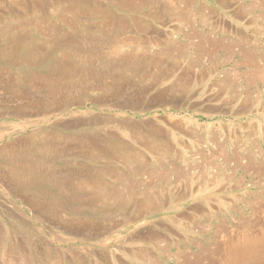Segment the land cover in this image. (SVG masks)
<instances>
[{
    "label": "rangeland",
    "instance_id": "obj_1",
    "mask_svg": "<svg viewBox=\"0 0 264 264\" xmlns=\"http://www.w3.org/2000/svg\"><path fill=\"white\" fill-rule=\"evenodd\" d=\"M263 1L0 0V264H153L128 251L175 264L216 224L250 216L264 176L237 170L241 186L219 191L200 158L217 169L237 150L264 165V78L250 91L219 83L252 72L240 52L264 66ZM200 41L224 50L197 62ZM173 166L202 181L132 170ZM113 187L122 205L98 195ZM153 234L159 248L144 243Z\"/></svg>",
    "mask_w": 264,
    "mask_h": 264
},
{
    "label": "bare ground",
    "instance_id": "obj_2",
    "mask_svg": "<svg viewBox=\"0 0 264 264\" xmlns=\"http://www.w3.org/2000/svg\"><path fill=\"white\" fill-rule=\"evenodd\" d=\"M225 1V0H224ZM236 1V0H235ZM194 2V0H193ZM142 3V2H141ZM192 4V3H191ZM264 4V1L262 2V5ZM125 5V4H124ZM72 6V5H71ZM77 7V6H76ZM222 7V5H221ZM224 8V7H223ZM65 9V8H64ZM79 11V10H78ZM80 11H82L80 9ZM84 11V10H83ZM76 12V10H75ZM175 12V11H174ZM84 15H86L85 11L82 12ZM236 13V12H235ZM242 13V12H241ZM80 14V13H79ZM81 15V14H80ZM79 15V16H80ZM185 15V14H184ZM206 15V14H205ZM233 15V14H232ZM241 15V14H239ZM110 16V15H109ZM237 16V15H235ZM240 17V16H239ZM186 18V17H185ZM188 18V17H187ZM192 18V17H191ZM245 18V17H244ZM243 18V19H244ZM208 19V18H207ZM210 19V18H209ZM112 20V19H111ZM62 21V19H61ZM66 21V20H65ZM64 19L62 22H64ZM72 23V22H71ZM111 23V22H110ZM217 23V21H216ZM69 23L66 22V25ZM220 24V23H219ZM224 24V23H223ZM25 25V24H24ZM109 25V24H108ZM218 25V24H217ZM216 25V26H217ZM221 25V24H220ZM70 26V25H69ZM16 29V28H15ZM59 29V28H58ZM222 29V28H221ZM194 31V30H192ZM223 31V30H222ZM194 33V32H193ZM189 37V36H188ZM198 37V36H197ZM207 37V36H206ZM190 38V37H189ZM193 38V37H192ZM199 38V37H198ZM201 38H203L201 36ZM205 39V37H204ZM210 39V38H209ZM197 40V39H196ZM204 41V40H202ZM218 41V40H217ZM158 42V41H157ZM208 42V41H207ZM207 42H199L198 44H194V48L197 50L199 53L198 56V61L200 62L203 56H208L211 52L214 51H219V50H224V47L222 46L219 42L215 45H208ZM210 42V41H209ZM222 42V40H221ZM226 44V43H225ZM208 45V46H207ZM230 45V44H229ZM228 46V45H227ZM192 48V47H191ZM193 49V48H192ZM230 49V48H229ZM231 50V49H230ZM241 50V49H240ZM243 50V49H242ZM232 51V50H231ZM219 53V52H218ZM228 53V52H227ZM173 54V53H172ZM229 54V53H228ZM240 55L243 58L244 63L252 68V72L249 74H243V73H233L229 74L226 77H224L219 83L222 82V88L227 89L228 87H231L238 83V81H245V90H252V86L255 84V81L258 79H263L264 78V66H262L260 63L257 62L256 57L253 55V53H244L240 52ZM123 57V56H121ZM129 59L130 57H126L125 59ZM123 60V59H122ZM131 60V59H130ZM194 66V65H193ZM171 71V70H170ZM213 71V70H212ZM209 73V72H208ZM206 72V74H208ZM172 73H169L171 75ZM189 74V73H188ZM211 75V71H210ZM191 76V74H190ZM166 77V76H165ZM170 77V76H167ZM189 77V76H188ZM180 81V80H179ZM177 83V82H175ZM244 83V82H243ZM236 90V89H235ZM244 90V89H243ZM234 90H232L233 92ZM242 92V91H241ZM226 94V93H224ZM256 95H258L256 93ZM246 97V96H245ZM255 96H252L251 100L252 103H257L258 105L260 104V101L258 100V96L254 98ZM177 105V104H176ZM174 105V107H176ZM260 107V105H259ZM262 108V111H264V102L261 104L260 109ZM190 125V124H189ZM193 126V125H192ZM197 127L201 128L200 125ZM178 130L182 131L180 128ZM158 131V130H157ZM156 132V131H155ZM150 135V134H149ZM160 136V135H159ZM140 137V136H139ZM142 137V136H141ZM144 137V135H143ZM148 137V136H147ZM152 137H156V134L154 132L151 133V135L147 138L150 139ZM47 138V137H46ZM159 138V137H158ZM143 139V138H142ZM145 139V137H144ZM155 139V138H154ZM57 140V139H56ZM116 142V141H115ZM141 142V141H140ZM153 142V141H152ZM117 143V142H116ZM149 143V141L147 142ZM114 144V143H112ZM120 145L121 149L123 150V159L125 163L128 164L129 161L132 160L131 155L129 154L130 148L126 145H123V143L120 141L118 142ZM117 144V145H118ZM177 144L180 145L181 147H185L181 141H177ZM235 144V142H234ZM140 145V144H139ZM150 145V144H149ZM165 146V145H163ZM170 146V145H169ZM119 147V146H118ZM173 148V147H172ZM148 149V148H147ZM171 149V148H170ZM119 150V149H118ZM161 150V149H160ZM156 154V153H154ZM164 153H162L163 155ZM168 154V153H167ZM171 154V153H170ZM161 155V156H162ZM172 156V155H171ZM215 157V156H214ZM136 158V157H135ZM159 158V157H158ZM176 158V157H175ZM202 160V163L205 164V169H209L207 172L208 175V180L210 181V185H220L219 191H222L223 188L226 185H229L231 182H235L234 188H238L241 186V181H237L236 179V173L237 170H242L245 174L247 175H253L257 174L259 176H264V165L260 166H255L254 162L252 159H248L245 161L243 158L240 157L238 154L237 150H232L230 156H224L221 160L222 162V167L220 168H215L213 159L212 161H205L203 160L204 158H200ZM137 160V159H136ZM133 161V160H132ZM163 161V160H162ZM176 162V161H175ZM178 163V162H177ZM140 164V163H139ZM137 164V165H139ZM176 164V163H175ZM189 164V163H188ZM235 165L236 169H230L232 165ZM177 165V164H176ZM186 165V164H185ZM157 166V165H156ZM180 166V165H179ZM194 166V165H193ZM198 166H200L198 164ZM201 165V167L203 168ZM141 167V166H140ZM151 167V166H150ZM197 167V165H196ZM233 167V166H232ZM165 168V167H164ZM151 169V168H150ZM133 172L137 175H149L151 179L153 177H157L158 179H161L162 181H167L169 178H171V175H174L175 177L178 178V180L183 179V178H189V174L192 171V180L194 179V175H196L197 179L202 178V173L201 170L195 167H172V169L168 170H161L159 172H148L149 170L145 169H140L138 167H133ZM131 171V170H130ZM229 172V173H228ZM93 175V174H92ZM126 176V175H124ZM118 177L119 181L124 182L125 180L123 178L125 177ZM115 177V175H114ZM222 178L221 184L217 183L219 182ZM116 179V178H115ZM156 179V178H155ZM86 180V179H85ZM94 181V180H93ZM202 181V179L200 180ZM213 181V182H212ZM237 181V182H236ZM82 182V181H81ZM89 182V181H88ZM126 182V181H125ZM155 182V181H154ZM174 182V181H173ZM84 183V182H82ZM93 183V182H92ZM126 182L125 185L126 188H129V191H131L133 183L130 185L127 184ZM94 184V183H93ZM151 184V183H150ZM80 185V184H79ZM135 185V184H134ZM99 186V185H98ZM148 186V185H147ZM150 186V185H149ZM156 186V185H154ZM80 187V186H79ZM82 187V186H81ZM91 188V187H90ZM93 188V187H92ZM95 188V186H94ZM107 188V187H106ZM110 188V187H109ZM124 188V186H123ZM122 188V189H123ZM149 189V187H147ZM105 189V188H104ZM139 189V188H138ZM212 187L208 190V198L211 199L209 196L212 194L211 192ZM82 190V189H81ZM121 190V189H120ZM127 190V189H126ZM194 192H200L201 188L199 186H194ZM85 191V190H84ZM99 191V190H98ZM145 191V190H144ZM148 190H146L147 192ZM153 191V189H152ZM93 193V192H92ZM136 193V192H135ZM145 193V192H144ZM124 191L121 192L117 188H112L109 191L102 190L98 192V195L103 196V200L108 204L112 200L118 201L117 205H122L126 198L122 197L124 195ZM143 194V193H142ZM147 194V193H146ZM133 195V194H132ZM137 195V194H136ZM151 195V191L150 194ZM148 195V196H149ZM159 195V194H158ZM176 195V194H175ZM147 197V196H146ZM150 197V196H149ZM136 197L130 196V203L132 200H134ZM169 199V198H168ZM150 199L145 198L144 199V204L146 206L150 201ZM152 200V199H151ZM170 200V199H169ZM114 202V201H113ZM112 202V203H113ZM140 202V201H139ZM221 202H224V200H221ZM138 203V202H137ZM102 204V203H101ZM110 204V203H109ZM116 205V202L114 203ZM141 204V205H142ZM157 205V204H156ZM139 206V205H138ZM245 206L251 211L250 216H241V221L237 223V225L234 226H229L226 222L225 223H220L216 224L213 226V228L210 230L211 232V239L206 240L207 242H197L194 241L192 244L195 247L193 251H188L186 249H180L178 252H175L173 256L176 258V263L175 264H262L264 262V202L261 200H258L257 198L251 199ZM161 207V206H159ZM164 205L162 206V208ZM108 208V207H107ZM113 208V207H112ZM233 208V207H232ZM102 209V208H101ZM139 211V210H138ZM145 211V210H144ZM201 212V209H199ZM130 212V210H129ZM140 212V211H139ZM141 213V212H140ZM150 213V212H149ZM215 213V212H212ZM135 217V216H134ZM184 219V217H181ZM169 231V230H168ZM205 232V231H204ZM174 233V232H173ZM164 236L159 235V234H153L148 237V240L144 241V243H148V245L153 246V248H159L161 241L163 240ZM143 241V240H141ZM132 250V249H131ZM128 255L131 258H138V259H143L146 260L145 257H147V261H152L153 264H157L156 261L153 260V256L151 254H144L142 251L141 252H135V251H128ZM101 259V258H100ZM156 259V258H155ZM117 262V261H116ZM119 264V263H118Z\"/></svg>",
    "mask_w": 264,
    "mask_h": 264
},
{
    "label": "crops",
    "instance_id": "obj_3",
    "mask_svg": "<svg viewBox=\"0 0 264 264\" xmlns=\"http://www.w3.org/2000/svg\"><path fill=\"white\" fill-rule=\"evenodd\" d=\"M238 25H239V24H238ZM238 25H237V26H238Z\"/></svg>",
    "mask_w": 264,
    "mask_h": 264
}]
</instances>
